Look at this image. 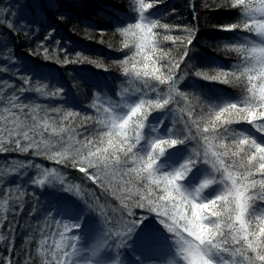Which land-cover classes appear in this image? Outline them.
<instances>
[{"label":"snow or ice","instance_id":"1","mask_svg":"<svg viewBox=\"0 0 264 264\" xmlns=\"http://www.w3.org/2000/svg\"><path fill=\"white\" fill-rule=\"evenodd\" d=\"M162 3L133 0L132 18L116 25L122 48L129 50L118 61L127 80L116 93L119 99L93 100L94 115L26 100L24 93L32 91L65 99L67 90L53 76L33 81L30 71H20L13 49L4 45L5 53L12 54L4 56L7 64L0 72L6 71L21 84L0 80L7 86L0 87V154L31 153L70 166L119 202L118 207H106L107 200L102 204L97 196L95 203H89L79 185L66 184L55 169L43 168L32 159L14 166L12 158L5 161L7 167L0 165V185H4L0 209L5 213L15 216L23 211L22 205L8 207L12 189L23 194L27 185L43 187L53 182L50 178L83 200L64 199L48 207L47 215L54 213L62 230L55 234L58 238L45 235L42 228L36 230L41 264H264V0L204 5L232 14L229 23L213 27L232 34L223 37L222 44L238 57L230 67L217 65L211 75L199 68L189 71L197 29L164 22L168 13L158 14L156 7ZM41 8L38 0L31 8L20 0L0 7V27L13 34L38 36L44 27L37 11ZM192 10L195 19V5ZM56 19L67 17L58 12ZM55 32L48 25L29 53L62 65L95 63L82 53L59 48L58 39L52 46L64 53L63 59L55 51L50 54L45 43ZM164 42L171 47H163ZM188 75L238 86L241 95L222 98L189 92L187 86L180 87ZM195 104L200 105L199 111ZM153 112L161 115L150 121ZM89 120L100 128H86ZM76 127L84 131L77 132ZM33 166L37 174L22 184L28 176L23 170ZM9 175L16 176L15 183L7 182ZM5 223L7 235H0V241H7L10 254L0 264H14L13 221L0 216V226ZM31 259L32 254L26 253L24 264Z\"/></svg>","mask_w":264,"mask_h":264},{"label":"trees","instance_id":"2","mask_svg":"<svg viewBox=\"0 0 264 264\" xmlns=\"http://www.w3.org/2000/svg\"><path fill=\"white\" fill-rule=\"evenodd\" d=\"M66 1H68L67 5L65 7L61 5L59 8H52L48 5L46 6V3L44 4V2L41 1L40 5L42 6V9L47 11H45V15L44 13L40 14L44 27L41 28V32L38 36H25L22 33L13 34L6 28L0 27V38L3 41V45L8 44L13 49L18 60L21 63L24 62L23 69L25 72L30 71L34 75L32 80L36 81L38 76H53L61 81L67 90L65 92L66 95L73 96L76 95L77 92L80 93V97L82 98L81 105L76 106L73 103L68 104L65 102V108H74L79 110L82 114L94 115L95 109L90 107L94 99H96L97 103H101L105 100V96H107L115 101L119 99L116 93L125 86L124 82H126L127 79L123 75L122 67L118 61L123 58L129 50L122 48L123 37L118 31H116V25L118 23L123 24L126 20L132 18L130 11L132 12L134 4L133 0H114L113 3H110L113 6L112 11H105L103 8L108 9L109 5L105 3L104 7H101L97 2L98 6L96 8H98V11L101 8L104 11H99L97 13L95 6L92 5L90 6L91 9H88L92 11L91 14L88 11H81V6L83 4H81L80 1L79 3L75 0ZM127 1H129V3L131 2V8L125 7ZM185 2V0L182 2L181 0H178V2L173 4L172 0H163V3L158 4L156 7L159 9L158 14L168 13L163 17V21L168 22L171 25H187L189 28H196L195 22L199 23L200 28L197 29L196 38L193 40V45L191 46V51L189 53L192 59V65L189 71H191L192 68H199L207 70L211 75L216 70L217 65L230 67L238 63V57L236 54L226 50L222 44V38L231 35L229 33L219 32L213 27V25L229 23L233 19L232 14L225 12L222 8L214 10L212 8L204 7V3H196V18L194 19L188 4ZM218 2L219 0H214V2L210 4ZM57 4H60L59 0H57ZM45 7H47V9H45ZM78 11L80 13H78ZM58 12L63 13L67 19H56V14ZM101 12L107 14L101 16ZM93 18L94 21H96L95 24ZM110 18L113 19V22ZM97 21L100 23H97ZM48 25H51L56 29L53 39H50L45 43V47H48L50 54L55 51L60 55V58L63 59L64 53H59L58 48L52 46L53 40L58 39L60 41L59 48L66 47L69 53H82L95 63H71L62 65L55 59H46L42 54L31 55L29 49H35L36 41L43 39L45 29ZM176 34H179V32ZM217 45H220V47L217 48ZM162 46L169 48L171 47V43L164 42ZM204 48L206 54L203 53ZM177 51L180 50L178 49ZM6 54L11 55L12 53ZM175 54L176 53L174 52L173 55ZM72 58V56H69V59ZM3 62L4 60L1 61V63ZM26 62L29 65H32L31 70L26 69ZM187 62L188 61L186 60L185 63ZM96 63L103 65V67H96ZM12 66L14 67V65H11L10 67ZM43 66H46L47 68H56L58 73L49 74L47 72L43 75L35 73V70L40 69ZM183 67L184 65H181L182 69ZM97 71L101 73L104 72V75H100L101 73H97ZM191 77L193 78V76L188 75L186 79ZM5 79L8 80L9 83L14 81L16 86L21 84L20 80H15L10 74L0 72V80ZM187 85L188 84L182 82L181 88L184 89ZM0 87H6V85H0ZM8 89L12 90V88H7V91H9ZM187 90L189 92L195 90L203 92L206 96L222 98H229L232 94L235 95V98H238L241 95V89L238 86L224 85L209 81H204L192 87L187 86ZM25 99L29 100L27 97H25ZM73 100L76 101L75 96ZM35 102L42 105L39 100ZM58 105L59 101H55V104L51 107H56ZM194 107L196 108V111L200 110V105L195 104ZM152 118L153 116H150L149 120L151 121ZM85 127L88 129H99L100 125L95 120H89L86 122ZM234 127L239 126L234 125ZM160 130L162 131V128ZM76 131L83 132L84 128L76 127ZM9 153L12 155L0 156L1 164H5V161L9 160V158H12L13 162H15V159L17 161H27L32 159L34 164H40L43 168L55 169L58 175L65 180L66 184L79 185L83 200H88L89 203H95V197L99 196L102 204L107 200V207H118V201L113 197L108 196L107 193L101 192V190L96 188L95 185L87 181L82 173H79L76 169H73L70 166L65 167L63 165H57L53 161L42 157H32L31 153ZM23 171H27L28 176L24 177V181L21 182L22 184L25 183L29 177H33L37 174V169L34 166ZM5 179L8 183H15L16 176L10 175L5 177ZM50 179H52L53 182L46 183L43 187L27 185V190L24 191L23 194H21L18 189H12L13 199L9 200V204L12 206V203L15 201L14 205H22L23 211H17L15 216L10 215L9 217L12 218L11 220L14 223L17 221V214H24L26 215V218L31 215L30 220L27 218L28 223H26V225L28 226L29 223H32V226H34L33 229L29 228L33 233L32 240H26V238L30 236L29 232L25 233L21 230L15 232L13 250L15 253L13 257L14 264H16L17 261L19 264H24L25 254L29 252L32 254V259L29 264H41V257L36 251V244L39 237L35 235L33 230H36L38 227L39 229L42 228L44 234L50 236H53L52 234L55 231L57 234L62 230L61 224L57 223V217L55 214L53 213L51 216L47 215V209L51 204L64 200L65 197L67 200H78L80 201L79 203H83L80 196L63 191L62 189L64 188V185L60 184L58 179ZM33 192L35 195L32 194ZM0 194L1 198H3V191ZM62 195H64V197H62ZM15 197H19V200L15 199ZM257 204H259V202H257ZM33 207H35V211H32ZM135 211L138 214L142 212V210L139 209H136ZM13 223L12 225H14ZM17 232L19 233L17 234ZM5 235H7V233ZM6 244L7 241L4 247H0V260H2L4 256L10 254Z\"/></svg>","mask_w":264,"mask_h":264},{"label":"rangeland","instance_id":"3","mask_svg":"<svg viewBox=\"0 0 264 264\" xmlns=\"http://www.w3.org/2000/svg\"><path fill=\"white\" fill-rule=\"evenodd\" d=\"M41 1L42 2H44V4L47 6H49V7H52V8H56L55 6H53V5H55V4H57V0H53V3L50 5V3H49V0H38V3L40 4L41 3ZM75 1H78V3H79V1H80V3L82 4L83 2H84V0H75ZM87 1H89V0H87ZM16 2V0H0V7H5V8H7V7H9L11 4H13V3H15ZM34 2V0H20V3H23V4H26V5H28V7L29 8H31V5H32V3ZM67 2L68 1H66V0H59V5L61 6H63V7H65L66 5H67ZM92 2V5H94L95 6V9H96V11H97V13L99 12V11H112V9H113V6H112V4H110V3H113L114 2V0H93V1H89V3H91ZM97 2L101 5V7H104V5H105V3H107L108 5H109V7H108V9L107 8H101L99 11H98V8H96L97 6H98V4H97ZM181 2H182V0H181ZM212 2H214V0H195V3H197V4H203L204 3V5L206 4V3H212ZM94 3V4H93ZM131 3V2H130ZM130 3H129V1H127V4H126V6L125 7H129V8H131L132 6L130 5ZM80 5V4H79ZM134 6V5H133ZM133 8V7H132ZM88 9H91V7L89 6H87L86 7V9H85V11H88L89 13H91L92 14V11L91 10H88ZM43 9H37V11H39L40 12V14H42V13H44V15H45V12L44 11H42ZM22 12H24L25 14L27 13V9H22L21 10ZM81 11H83L84 12V10H81ZM150 11H152V10H150ZM78 13H80L79 11H78ZM130 13H131V15H133V13L130 11ZM105 14H107V13H104V12H101V16H104ZM50 17V16H49ZM18 18V17H17ZM111 19V18H110ZM93 21H94V18H93ZM111 21L113 22V19H111ZM96 23V21H94V24ZM97 23H100L99 21H97ZM61 27V26H60ZM62 33H63V31H62ZM2 46H3V48H4V45H3V41L1 40V38H0V67H3L4 65H6L7 64V61H5L4 60V55L6 54L5 53V51H3V48H2ZM4 60V62L3 63H1V61H3ZM19 61V60H18ZM20 62V61H19ZM20 64H21V67H20V70L21 69H23L24 68V62H20ZM9 67L11 66V65H8ZM13 67V66H12ZM31 68H32V65L30 64H28L27 62H26V69H29V70H31ZM6 72V71H5ZM5 72H2V73H5ZM54 73V74H56V73H58V71L56 70V68H47V67H43L42 69L40 68V69H37V70H35V73H38V74H44V73ZM7 73V72H6ZM34 73V72H33ZM97 73H101V72H98L97 71ZM3 75V74H2ZM100 75H104V72H102ZM34 75L32 74V77H33ZM126 78V77H125ZM127 79V78H126ZM184 80H186V78L184 79ZM34 81V80H33ZM199 80L197 79V80H195V81H193L192 82V80H191V82H192V86H195V85H197L198 83H196V82H198ZM183 82V81H182ZM181 82V83H182ZM7 87V86H6ZM180 87H181V85H180ZM69 92V91H68ZM31 95H33V97H31ZM78 95H80V93L79 92H77L76 93V95H73V96H71V95H66V93H64V97H65V99H60V98H52V97H44V96H41L39 93H36V92H34V91H32V92H26V93H24V97H27V98H29V100H34V102L35 101H40L41 103H42V105H46V106H48V107H51V106H53V104H55V101H59V105H63L64 106V104H65V101H66V98H72V99H74V96L76 97V99H77V97H78ZM231 97L232 98H235V95L234 94H232L231 95ZM32 98H34V99H32ZM79 100L81 99L80 98V96H79V98H78ZM44 101H47V102H44ZM166 123H168V121H165ZM239 127H240V125H238ZM148 131V129L146 128L145 129V132H147ZM193 147H196V145H195V142H193ZM170 151H175V150H170ZM15 162H18V161H21V160H14ZM15 162H13V166H14V163ZM0 165H5V164H1L0 163ZM5 167H7V165H5ZM24 170H26V169H24ZM10 176V175H9ZM4 190V185H0V193H2V191ZM1 195V194H0ZM3 202V198H1V196H0V203H2ZM15 202V201H14ZM14 202L12 203V206L10 205V204H8V207L11 209L12 207H14L15 205H14ZM107 207V206H106ZM140 210V209H139ZM4 215H7L8 216V219L9 220H11L12 218H10L9 216L11 215L10 213H5L2 209H0V216H4ZM31 215H29V217L27 216V218L30 220L31 218ZM14 218V217H13ZM27 218H26V215H20V214H17V221H15L13 224L14 225H12V227L15 229V232L17 231V230H21V231H24L25 233H30V236H31V240H32V235H33V233L31 232V230L30 229H33V227L34 226H32V223H29L28 224V226L26 225V223H28L27 222ZM6 223L3 225V226H0V235H5L6 234V232L4 231V229L6 228ZM41 227V226H40ZM30 228V229H29ZM37 229H39V227L37 228ZM36 229V230H37ZM36 230H33V232H35V235L36 236H38L39 237V233L36 231ZM19 232H17V234H18ZM15 234V233H14ZM56 234V231L52 234L53 236ZM47 235V234H46ZM37 237V238H38ZM55 237V236H54ZM56 238H58V237H56ZM5 243H6V240L5 241H0V247H4L5 246Z\"/></svg>","mask_w":264,"mask_h":264},{"label":"bare ground","instance_id":"4","mask_svg":"<svg viewBox=\"0 0 264 264\" xmlns=\"http://www.w3.org/2000/svg\"><path fill=\"white\" fill-rule=\"evenodd\" d=\"M183 1V0H182ZM186 2L185 3H187L188 4V6H189V9H190V11L192 12L193 10H192V5H196V3H195V0H185ZM172 2H173V4L174 3H176V2H178V0H172ZM85 3V4H84ZM180 3V2H179ZM83 5L81 6V8H82V10H84L85 11V9H86V7L88 6H92V2L91 3H89V1H87V0H84V2L82 3ZM42 9V8H41ZM45 9H47V7H45ZM42 11H47V10H42ZM195 26H196V29H199L200 28V26H199V23L198 22H195ZM230 35H232L231 33H229ZM203 53L204 54H206V50H205V48L203 49ZM236 54V53H235ZM236 56H237V54H236ZM26 61V60H25ZM43 67H46V66H43ZM43 67H41V69L43 68ZM22 71H24L25 72V70L24 69H21ZM20 70V71H21ZM21 71V72H22ZM50 74V73H49ZM7 75V74H6ZM199 80L198 82H196V83H198V84H200V83H202V82H204V80H202V79H199V78H196V77H191V78H188V79H186V80H184L183 81V83L184 84H188L187 86L188 87H192V82L193 81H195V80ZM191 80H192V82H191ZM9 91H7V92H11L12 90H10V89H8ZM7 92L5 93V94H7ZM79 96L80 95H78V97H77V99H76V101H74L73 99H71V98H66V103H68V104H75L76 106H79V105H81V101H82V98L79 100L78 98H79ZM31 97H33V95H31ZM81 107V106H80ZM159 115H161V113H159V112H154L153 113V117H155V116H159ZM166 123V122H165ZM167 124V123H166ZM5 155H12L11 153H9V152H6V153H4V154H0V156H5ZM62 197H64V195H62ZM65 199H66V197H65ZM77 202H80V201H78V200H76ZM90 216H92L93 218H95V214L94 213H90L89 214ZM109 215H112V213H111V211H109Z\"/></svg>","mask_w":264,"mask_h":264}]
</instances>
